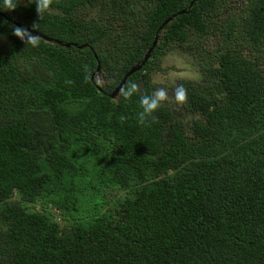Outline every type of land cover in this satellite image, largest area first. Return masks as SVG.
<instances>
[{"label": "trees", "instance_id": "obj_1", "mask_svg": "<svg viewBox=\"0 0 264 264\" xmlns=\"http://www.w3.org/2000/svg\"><path fill=\"white\" fill-rule=\"evenodd\" d=\"M36 4L0 11V264H264V0ZM155 37L123 87L170 48L201 74L140 125L109 94Z\"/></svg>", "mask_w": 264, "mask_h": 264}, {"label": "clouds", "instance_id": "obj_2", "mask_svg": "<svg viewBox=\"0 0 264 264\" xmlns=\"http://www.w3.org/2000/svg\"><path fill=\"white\" fill-rule=\"evenodd\" d=\"M51 0H37V12H41L48 8ZM20 0H0V11H13L17 8ZM14 35L21 39L31 40L36 42L37 36L30 34L27 30L19 27L14 28ZM110 95V94H109ZM121 96L125 102L137 97L139 111L137 112V123L146 125L151 119H154V114L165 103H175L182 106L187 100V89L183 84L175 87L174 96L170 97L168 90L165 87H156L150 92L140 93L138 85L134 81H130L121 89Z\"/></svg>", "mask_w": 264, "mask_h": 264}, {"label": "rangeland", "instance_id": "obj_3", "mask_svg": "<svg viewBox=\"0 0 264 264\" xmlns=\"http://www.w3.org/2000/svg\"><path fill=\"white\" fill-rule=\"evenodd\" d=\"M228 6H230V4ZM158 65L159 67L157 68L156 65L152 73V86L153 88L165 87L168 90L169 95L170 93L172 95V89L177 86L176 83H178V81L185 80L189 82H197L198 77L201 74L199 68L193 64V60L190 56L188 58L187 55L175 51L173 48L167 50V53L159 60ZM101 192L102 193L98 196H95L90 200L93 205L99 206L96 209V213L100 212L102 207L105 209L110 205L109 199L115 202L123 197V194L118 195L119 189L114 187H107ZM64 225L66 227L70 226L68 223Z\"/></svg>", "mask_w": 264, "mask_h": 264}, {"label": "water", "instance_id": "obj_4", "mask_svg": "<svg viewBox=\"0 0 264 264\" xmlns=\"http://www.w3.org/2000/svg\"><path fill=\"white\" fill-rule=\"evenodd\" d=\"M195 1V0H193ZM192 4V3H191ZM181 14L184 13V10L180 12ZM14 25L18 26V27H21V28H24L25 30L31 32L28 28H25L23 26H20L18 25L17 23L15 22H12ZM164 23H167V20L164 22ZM163 23V24H164ZM157 44V37L154 38V41L151 45V47L148 49V52L147 54L144 56V59L143 61L141 62V64L139 65H135L133 66L132 68H130V70L125 74V76L123 77V79L121 80V82L119 83V85L116 87V89L109 95L111 98L115 97L117 95V93L120 91V89L123 87L124 83H125V80L130 77L132 74H134L135 72H137L138 70L141 69L142 65L146 62L149 54L153 51L155 45ZM68 47V45H66ZM97 71H99V66L97 68ZM100 90V88H99Z\"/></svg>", "mask_w": 264, "mask_h": 264}]
</instances>
